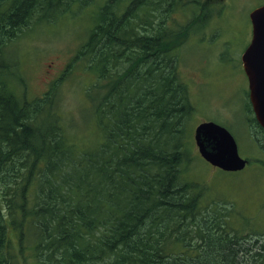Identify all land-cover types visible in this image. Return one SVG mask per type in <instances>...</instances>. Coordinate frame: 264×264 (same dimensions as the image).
Instances as JSON below:
<instances>
[{"label": "trees", "instance_id": "1", "mask_svg": "<svg viewBox=\"0 0 264 264\" xmlns=\"http://www.w3.org/2000/svg\"><path fill=\"white\" fill-rule=\"evenodd\" d=\"M154 1L106 0L91 14L76 58L95 77L87 94L98 140L77 148L57 83L74 59L49 93L28 101L12 50L79 2L0 0V264H264V234L183 181L197 109L171 52L188 31L169 40ZM182 2L168 0L166 19Z\"/></svg>", "mask_w": 264, "mask_h": 264}, {"label": "rangeland", "instance_id": "2", "mask_svg": "<svg viewBox=\"0 0 264 264\" xmlns=\"http://www.w3.org/2000/svg\"><path fill=\"white\" fill-rule=\"evenodd\" d=\"M105 1L77 0L81 7L75 13H67L54 23L35 25L33 30H26L13 44L12 53L19 63L24 83L23 87H17V91L28 101L43 98L49 93L53 88L52 83L68 73V66L74 59L70 65L73 67L72 73L62 83V79L57 83L66 139L77 148L93 146L98 140L92 120V104L87 94L95 77L77 68L79 60L76 56L93 27L91 14ZM190 1L183 0L186 9L177 7L168 19L162 13L168 0L154 1L156 26L161 28L167 38L171 33L188 31L187 38L183 35L179 39L182 43L171 52L172 57L176 58L179 75L189 83L197 109L190 122L195 158L189 160L187 165H182L181 176L184 182L196 185L195 189H188L189 193H201L205 202H214V209L227 208L232 215L245 219L244 224L248 228L264 234V170L259 163L264 159V153L257 144L264 143V134L258 127H253L252 117L246 107L249 84L246 76L245 79L242 77L244 71L238 67L248 41L246 17L255 5L264 0H240L238 10L241 13L228 18H217L214 15L218 14L219 9H209L207 6L203 8V17L200 18L199 10L196 13L187 9ZM236 20L240 22L246 40L242 45L221 53L217 49L220 39L208 34H214L217 26L227 28L230 22ZM192 22L194 25L189 26ZM206 36L211 41L209 38L205 40ZM226 37L228 33L223 35V38ZM202 121L215 122L227 128L238 144L240 156L255 163L240 172H225L205 162L194 140L195 127ZM1 189L0 186V193ZM262 240L259 244L264 243V238ZM17 251L15 242L12 254Z\"/></svg>", "mask_w": 264, "mask_h": 264}, {"label": "water", "instance_id": "3", "mask_svg": "<svg viewBox=\"0 0 264 264\" xmlns=\"http://www.w3.org/2000/svg\"><path fill=\"white\" fill-rule=\"evenodd\" d=\"M252 41L242 55L249 81L250 102L258 124L264 129V6L250 14ZM194 140L202 159L225 172L242 171L248 161L239 154L231 132L211 121L201 122L194 130Z\"/></svg>", "mask_w": 264, "mask_h": 264}, {"label": "flooded vegetation", "instance_id": "4", "mask_svg": "<svg viewBox=\"0 0 264 264\" xmlns=\"http://www.w3.org/2000/svg\"><path fill=\"white\" fill-rule=\"evenodd\" d=\"M251 1H253V0H251ZM239 2H240V0H191L188 4V9L194 7V9H191L189 11L190 12H196V13L199 10L198 16L200 18H202L203 17L202 10H203V8H205V6H207V7H209V9L210 8L215 9V10L219 9L218 14L214 15L217 18H228L231 16H236L237 14L241 13V10L240 11L238 10V8L240 6ZM261 6H264V2L261 4L255 5V7L248 13V16L246 17V26H247L246 37L248 38V41H247L246 46L244 48V52L246 51V49L250 45V43L252 41V36H253V26H252V22L250 19V14L252 11H254L255 9H257ZM153 28H154V25H151L152 30H153ZM225 33H228V37L223 38V35ZM208 36H214V38L220 39V43H217L219 45V48L217 46V49H219V51L221 53H225L226 50L234 48L235 46L242 45V43L246 40L245 34L241 29L240 22H237V20L230 22L229 26L227 28H220L217 26L215 28V33L211 34L209 32ZM208 36L205 37V40L207 38H209ZM209 40L211 41V38H209ZM238 67L240 70L242 69L244 71L242 59H241V63L239 64ZM245 76H246L245 72H242V77L244 79H245ZM246 81L248 82L247 77H246ZM247 92H248L249 99H248L246 107L249 110L250 115L252 117L253 127L254 128L258 127V129L264 134V129L260 125L257 124V120H256L255 114L253 112V109H252V106L250 103V96H249L248 87H247ZM257 144L260 146L259 150L262 151V153H264V143L263 142H257ZM262 170H264V167L262 168Z\"/></svg>", "mask_w": 264, "mask_h": 264}]
</instances>
